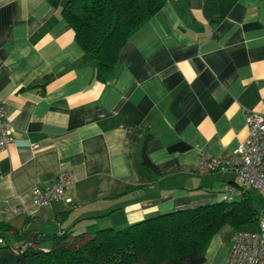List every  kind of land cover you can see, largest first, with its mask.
<instances>
[{
  "label": "crops",
  "instance_id": "crops-1",
  "mask_svg": "<svg viewBox=\"0 0 264 264\" xmlns=\"http://www.w3.org/2000/svg\"><path fill=\"white\" fill-rule=\"evenodd\" d=\"M65 1L0 0V104L14 129L0 150V221L119 229L240 195L228 191L234 171L201 157L229 160L248 136L246 114H264V0H237L215 24L203 0H168L104 82L61 14ZM144 147L161 174L142 167ZM62 170L71 201L35 206L33 187ZM232 235L223 225L200 264H226Z\"/></svg>",
  "mask_w": 264,
  "mask_h": 264
},
{
  "label": "trees",
  "instance_id": "trees-1",
  "mask_svg": "<svg viewBox=\"0 0 264 264\" xmlns=\"http://www.w3.org/2000/svg\"><path fill=\"white\" fill-rule=\"evenodd\" d=\"M61 0H48L58 6ZM168 0H66L61 14L74 39L95 64L96 77L106 81L121 48L132 33ZM237 0H203V14L220 22ZM141 165L154 174L161 170L146 154ZM260 216L247 191L237 200L163 212L123 228L102 227L37 232L0 221V264H200L214 234L226 224L233 233L255 229Z\"/></svg>",
  "mask_w": 264,
  "mask_h": 264
},
{
  "label": "built area",
  "instance_id": "built-area-1",
  "mask_svg": "<svg viewBox=\"0 0 264 264\" xmlns=\"http://www.w3.org/2000/svg\"><path fill=\"white\" fill-rule=\"evenodd\" d=\"M248 136L237 146L234 155L226 161L210 155L201 157L206 168L221 166L235 172L238 187H228V191L237 190L240 194L250 189L264 195V114L249 112L245 116ZM13 126L6 110L0 104V150L14 141ZM32 147H36L32 144ZM73 177L69 171L62 170L54 182L45 187H33V204L51 206L54 202H70L65 197L67 187ZM19 211L15 208L14 212ZM226 264H264V218H259L255 229H240L233 233L229 257Z\"/></svg>",
  "mask_w": 264,
  "mask_h": 264
},
{
  "label": "rangeland",
  "instance_id": "rangeland-1",
  "mask_svg": "<svg viewBox=\"0 0 264 264\" xmlns=\"http://www.w3.org/2000/svg\"><path fill=\"white\" fill-rule=\"evenodd\" d=\"M247 194L249 195V198L251 199L253 206L258 211L260 218H264V195L260 194L255 189L247 190ZM239 198L240 195H236L234 200H237Z\"/></svg>",
  "mask_w": 264,
  "mask_h": 264
}]
</instances>
